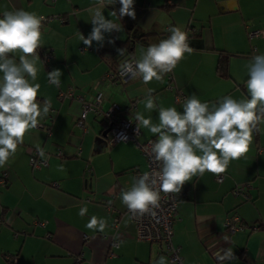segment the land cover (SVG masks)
I'll return each instance as SVG.
<instances>
[{"label":"crops","instance_id":"crops-1","mask_svg":"<svg viewBox=\"0 0 264 264\" xmlns=\"http://www.w3.org/2000/svg\"><path fill=\"white\" fill-rule=\"evenodd\" d=\"M95 4L96 0H0V16L23 9L48 18L42 22L40 49L52 54L44 63L39 52L35 81L40 84L38 99L51 101L50 112L0 168L6 175V183L0 185V264H158L161 256L174 264L164 243L136 238L135 224L121 202V190L131 187L135 174L146 169L144 153L132 140L110 144L105 120L92 110L85 127L77 126L81 103L76 95L91 100L101 93L103 109L117 103L122 116L135 118L140 112L157 122V113L145 108L146 89L154 90L159 105L178 111L183 102L179 98L193 93L201 102L226 95L244 99L247 65L254 55L264 54V0H134L135 19L112 16V11L119 16L117 2L107 5L103 14L120 24L121 31L105 32L103 45L93 41L89 48L77 33L85 38L91 33L89 9ZM128 22L133 33H151L145 43H133L132 58L139 59L150 44L164 39L168 26L188 33L193 52L161 81L145 85L139 78L110 79L111 64L97 49L115 48L117 40L127 37ZM257 30L262 34L249 35ZM9 55L18 62L19 53ZM54 69L62 72L59 87L48 80ZM68 90L72 96L60 95ZM259 127L248 153L230 162L222 180L206 172L181 189L171 240L182 264H264V124ZM152 137L156 139L142 128L137 140ZM37 143L47 164L33 167L31 156L44 158ZM245 183L251 184L247 199L233 191ZM84 206L88 212L82 217ZM93 215L106 219L103 232L86 227ZM231 215H238L243 226L229 234L224 223ZM229 248L233 259L216 260L218 252Z\"/></svg>","mask_w":264,"mask_h":264},{"label":"clouds","instance_id":"clouds-1","mask_svg":"<svg viewBox=\"0 0 264 264\" xmlns=\"http://www.w3.org/2000/svg\"><path fill=\"white\" fill-rule=\"evenodd\" d=\"M121 5L111 15L121 19L125 16L135 19L134 0H96L89 9L93 28L85 36L77 35L86 47L93 41L103 45L104 33L121 31V25L106 19L103 9L107 5ZM96 5H99L97 7ZM45 17L23 9L4 11L0 16V168L5 167L17 149L24 143L26 135L38 129L48 116L51 101L38 99L40 84L35 83L41 61L38 49L42 47V22ZM170 35L158 43L150 44L142 51L139 59H126L120 65V75L130 79H140L147 85L153 80L161 81L172 72L178 63L191 54L193 48L188 44V33L179 26L168 29ZM110 43L112 41H109ZM124 56L126 48L117 49ZM19 53L18 62L9 54ZM135 59V68L132 61ZM248 79L245 82L247 96L234 99L231 95L219 98L216 102H201L196 94L184 98L182 111L175 106L159 105L153 96V89H146L145 108L157 113L153 122L151 115H135L136 131L142 128L156 137L149 142L146 151L155 165H162L159 171L153 168L144 172L127 190H121V202L127 207L130 218L148 214L157 216L161 193L179 194L183 186L193 177H202L206 172L219 176L225 173L233 160L244 157L253 140V134L264 124V54L254 55L247 65ZM62 72L54 69L48 73L51 84L59 87ZM126 139V137H122ZM37 151L44 157L39 143ZM111 204V201H109ZM88 212L86 206L80 208L79 215ZM86 227L103 232L107 227L104 218L93 215ZM227 240V237H225ZM221 262L234 258L232 250L216 254ZM158 264H169L161 256Z\"/></svg>","mask_w":264,"mask_h":264},{"label":"built area","instance_id":"built-area-1","mask_svg":"<svg viewBox=\"0 0 264 264\" xmlns=\"http://www.w3.org/2000/svg\"><path fill=\"white\" fill-rule=\"evenodd\" d=\"M9 11V10H6ZM48 18L45 17V20ZM169 29V26L166 30ZM262 34V31H251L249 35H259ZM38 52L42 54V61L44 63L48 62L52 56L50 50L38 49ZM132 59V58H130ZM133 67L135 68V59L132 61ZM110 79L115 81H125L129 79L128 77H122L120 75L119 67L115 70H111L109 72ZM61 96L71 95V91L60 92ZM76 99L81 103V109L76 117V124L79 127H85V118L88 111L92 110L95 113L102 115L103 119L106 122V137L110 144H114L118 141H126L132 140L136 143V145L140 148V150L144 153L146 157V169L142 172H138L135 174V177H139L144 172H150L153 168L159 171L162 165H155L151 157L148 155V152L145 150L146 146H149V142L155 140L154 137L147 139L144 142H139L137 140V136L139 133L136 131V120L131 116H122L119 114V106L117 103H110L105 109L101 107L102 103V95L101 93H97L93 99L85 100L81 95H76ZM180 100H184V97L179 98ZM42 124H40L41 126ZM122 137H126V139H122ZM60 151L57 152V155H60ZM80 154V149L77 151ZM30 164L33 167H39L47 164V155L44 158H38L35 155L31 156ZM214 178L217 181L222 180L223 174L219 176L214 175ZM151 182V172H150V180ZM6 183V175L5 172L0 173V185H4ZM251 187L250 183H245L244 185H237L234 188V193L236 195H241L244 198H249V188ZM184 191L181 190L179 194H165L161 193V201L160 208L156 209L157 216L152 218L150 215L146 214L143 217H135L131 218L135 224L136 228V238L139 240L149 241V242H162L164 243L170 261L174 264H182V259L179 253V248L172 243V234H173V222L175 217V212L178 207V200L181 195H183ZM128 214L131 217L127 209ZM225 229L227 233L231 234L235 230L240 229L242 226L239 222L238 215H231L225 220ZM224 253H220L223 255ZM216 260L217 256H215Z\"/></svg>","mask_w":264,"mask_h":264},{"label":"trees","instance_id":"trees-1","mask_svg":"<svg viewBox=\"0 0 264 264\" xmlns=\"http://www.w3.org/2000/svg\"><path fill=\"white\" fill-rule=\"evenodd\" d=\"M132 29H133L132 25L129 22L126 23V33L128 35L124 40H117V46L113 49H109V48H105V47H99L97 49L100 57L102 59H104L105 61L110 62V64H111L110 67L112 68V70L117 69L119 67V65L124 60L132 58L130 56V53L132 51V46H133L134 42L145 43L147 38L151 34L150 32H142V33H135L134 32L133 33V32H131ZM168 35H170V33L168 32V30H166V34L163 35L164 39L167 38ZM121 48L127 49L124 56H120L118 51H117V49H121ZM116 55H118V57ZM118 58H119V60H118ZM219 64H221V60L219 61ZM239 222H240L241 226H243V223L241 222L240 219H239Z\"/></svg>","mask_w":264,"mask_h":264},{"label":"water","instance_id":"water-1","mask_svg":"<svg viewBox=\"0 0 264 264\" xmlns=\"http://www.w3.org/2000/svg\"><path fill=\"white\" fill-rule=\"evenodd\" d=\"M106 132H107V130H106ZM105 135H106V133H105Z\"/></svg>","mask_w":264,"mask_h":264}]
</instances>
